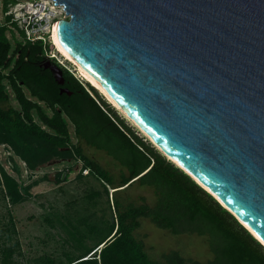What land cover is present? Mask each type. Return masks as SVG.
Here are the masks:
<instances>
[{
  "label": "water",
  "instance_id": "water-1",
  "mask_svg": "<svg viewBox=\"0 0 264 264\" xmlns=\"http://www.w3.org/2000/svg\"><path fill=\"white\" fill-rule=\"evenodd\" d=\"M51 1L61 49L264 241V0Z\"/></svg>",
  "mask_w": 264,
  "mask_h": 264
},
{
  "label": "trees",
  "instance_id": "trees-1",
  "mask_svg": "<svg viewBox=\"0 0 264 264\" xmlns=\"http://www.w3.org/2000/svg\"><path fill=\"white\" fill-rule=\"evenodd\" d=\"M5 31L0 26V145H7L30 170L53 160L75 161L77 169H89L87 177L101 182L102 193L113 208L115 222L108 223L107 230L91 228L103 233L95 246L77 257L66 255V264H202L174 250L150 258L143 239L136 236L143 219L172 235L206 237L212 256L206 264H264V247L233 215L146 137L135 135L88 82L84 85L51 59L62 72L63 84L55 81L43 67L48 44L42 40L11 43ZM9 90L18 109L9 104ZM67 121L76 143L70 139ZM83 146L103 151L118 165V173L87 156ZM72 172L83 176L69 167L65 180ZM57 176L58 182L61 173ZM0 177L12 203L20 202L15 180L3 170ZM133 187L151 189L153 201L133 198L128 192ZM32 264L56 262L40 257Z\"/></svg>",
  "mask_w": 264,
  "mask_h": 264
},
{
  "label": "rangeland",
  "instance_id": "rangeland-1",
  "mask_svg": "<svg viewBox=\"0 0 264 264\" xmlns=\"http://www.w3.org/2000/svg\"><path fill=\"white\" fill-rule=\"evenodd\" d=\"M39 3L43 10L40 11L38 8L37 12L42 18L47 19V23L31 29L29 23L32 19L29 20L30 15L26 10L27 7L30 8L29 4L35 7L39 6ZM52 3L48 1L47 5H43L41 0H0V26L6 27L5 35L11 43L13 41L23 43L30 34L37 37L40 35L41 38L38 39L49 45L44 63L49 67H57L51 60L54 59L85 85L86 80H83L74 64L60 54L61 58L54 48L52 39L54 24L59 19L67 18L63 9L56 8ZM45 7L48 11L44 10ZM25 94L28 96L26 91ZM98 96H102L106 103L117 111L120 119H123L124 124L135 135L145 137L101 91H98ZM9 104L15 109L19 108L10 90ZM34 118L38 122L35 115ZM67 125L70 139L72 143H76L73 127L68 121ZM83 151L106 170L113 174L118 173V165L103 151L85 146ZM48 163L36 170H30L7 145H0V172L5 171L15 180L21 196L20 202L12 203L0 177V264H32L40 257H49L56 264H66V255L74 257L81 255L92 249L99 235H103L93 232L92 227L105 231L108 223L115 222L111 202L108 205L99 180L89 176L78 177L77 172H72L66 180L65 177L62 180V174H66L69 167L74 168L75 161H61L60 164L52 166ZM58 173H61V176L57 182ZM128 192L133 198L144 196L149 203L154 199L149 188L133 187ZM94 194L95 196H92ZM90 196L92 198H89ZM108 198L110 201V195ZM136 236L143 239L147 253L152 259H158L161 254L172 250L178 251L185 259L202 264L212 259L206 237L186 233L172 235L167 230L155 227L147 219L140 221Z\"/></svg>",
  "mask_w": 264,
  "mask_h": 264
},
{
  "label": "bare ground",
  "instance_id": "bare-ground-1",
  "mask_svg": "<svg viewBox=\"0 0 264 264\" xmlns=\"http://www.w3.org/2000/svg\"><path fill=\"white\" fill-rule=\"evenodd\" d=\"M42 1V3H43V5H47V2L48 1H51V0H41ZM52 4H54V3H52ZM39 6H35L34 7V5H30L29 4V7L30 8H28L27 7V10H26V13L27 14H29L30 16V19H32V17L33 18H35V17H38L39 18V20H44L45 21V23H47V19L46 18H42V15L41 14H39L38 12H37V9L39 8V9H41V3H39L38 4ZM55 5V4H54ZM56 6V8H60V9H63V7L62 6H60V5H55ZM37 7V8H36ZM56 8H54V9H56ZM38 9V10H39ZM43 10V8L40 10V11H42ZM45 11H48V9H47V7H45V9H44ZM63 12H64V10H63ZM33 14H35V17L33 16ZM64 16L67 18L68 16H66L65 15V12H64ZM28 17V18H29ZM55 26H56V24H54V27H53V31H52V39H53V44H54V48L56 49V51H57V53L60 55H62L66 60H68V61H70L71 63H73L74 64V66L76 67V70L81 74V76L83 77V80L85 79L90 85H92L97 91H101L109 100H110V102L115 106V108H117L128 120H130V122H132L131 121V119L121 110V108L94 82V81H92L88 76H87V74L82 70V68L74 61V60H72L62 49H61V47H60V45L58 44V42L56 41V38H55ZM60 55V57L62 58V56ZM106 98V99H107ZM132 124L134 125V126H136L144 135H145V137L149 140V142H151L153 145H155L156 146V148L162 153V154H164L166 157H167V159H169L170 161H172L177 167H180L181 169H183V170H185L186 172H187V169L185 168V167H183L177 160H175L171 155H166L165 153H164V151L152 140V139H150L136 124H134L133 122H132ZM189 172V171H188ZM189 174H190V176L196 181V183H198V185L199 186H201V187H203V188H205L209 193H211L220 203H221V205L223 206V207H225L229 212H231L232 213V211L212 192V191H210L203 183H201L194 175H192L190 172H189ZM233 214V213H232ZM238 221H239V219H238ZM241 224H243L241 221H239ZM243 226H245L244 224H243ZM246 228H247V230L258 240V241H260V243H262V245L264 246V241L260 238V237H258L255 233H253L247 226H245Z\"/></svg>",
  "mask_w": 264,
  "mask_h": 264
},
{
  "label": "built area",
  "instance_id": "built-area-1",
  "mask_svg": "<svg viewBox=\"0 0 264 264\" xmlns=\"http://www.w3.org/2000/svg\"><path fill=\"white\" fill-rule=\"evenodd\" d=\"M30 5H32V4H30ZM33 16L35 17V14H33ZM29 20H31L30 17H29ZM33 21H34V23H32ZM44 23H45L44 20H39L38 17H35V18L32 17V21H30L29 24L31 25V29H35V28H37L39 26H42ZM39 36L40 35H38V37H37V36H33V35L30 34L29 37L27 38V40L30 41V42H32V43L35 42V41H37V40H42V39H38V38H41ZM79 165L81 166V164H79ZM76 170H80L81 171V174L83 176H87L89 174V169H87V168H80L79 169V167H78V169H77V166H75V171Z\"/></svg>",
  "mask_w": 264,
  "mask_h": 264
},
{
  "label": "flooded vegetation",
  "instance_id": "flooded-vegetation-1",
  "mask_svg": "<svg viewBox=\"0 0 264 264\" xmlns=\"http://www.w3.org/2000/svg\"><path fill=\"white\" fill-rule=\"evenodd\" d=\"M59 161H69L68 159H59Z\"/></svg>",
  "mask_w": 264,
  "mask_h": 264
}]
</instances>
